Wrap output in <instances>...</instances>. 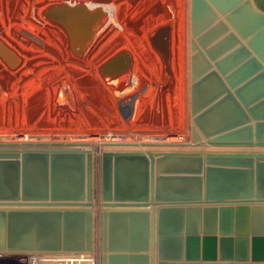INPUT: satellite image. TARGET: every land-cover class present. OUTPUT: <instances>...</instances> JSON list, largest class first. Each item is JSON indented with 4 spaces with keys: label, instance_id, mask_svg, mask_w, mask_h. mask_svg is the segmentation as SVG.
Instances as JSON below:
<instances>
[{
    "label": "water",
    "instance_id": "1",
    "mask_svg": "<svg viewBox=\"0 0 264 264\" xmlns=\"http://www.w3.org/2000/svg\"><path fill=\"white\" fill-rule=\"evenodd\" d=\"M189 32L187 145L264 147V0H189ZM56 144L0 142V252L264 264V150H103L96 167Z\"/></svg>",
    "mask_w": 264,
    "mask_h": 264
},
{
    "label": "rangeland",
    "instance_id": "2",
    "mask_svg": "<svg viewBox=\"0 0 264 264\" xmlns=\"http://www.w3.org/2000/svg\"><path fill=\"white\" fill-rule=\"evenodd\" d=\"M66 1H67V3H66ZM103 1L101 0V2H100V0H69V1L68 0H64V1L63 0H0V28H1L0 39L3 38L0 41V47H3V49H7V50L10 49L9 52L15 53L13 55H19L20 56L18 58H21V56L23 57L24 56L23 54H27V55L30 54L28 56H25L27 59L26 62L28 61L26 64L28 70H27V68L25 70V67L22 66L23 63L21 66H19V64H17L15 66V70L10 71V72H5L0 68V138H2V139H0V142L21 141V140H24V138L29 139L30 137H34V136L35 137H37V136L38 137H42V136L44 137L45 136L46 138L57 139V140L59 137L60 138L64 137V139H69V140H77V139L82 140V138L83 139L86 138V140L88 139V141H95V140H97V138L98 139L101 138V136L105 137V135L106 136L109 135V133H120V132H122L127 138L129 137L131 140H138V138L139 139L141 138L140 140L151 141L153 138V140L156 139L157 141H159V140H166V138H167L168 140L175 141V142L176 141L181 142L183 140L184 141H186V140L190 141V132H189L190 116L188 113V89H189V83L188 82H189V80H188V75H186L185 77L183 76L184 68L182 70V66L178 63V59H179L178 47H180L179 46L180 45L179 39H181V36H182L181 25L184 23L186 25V29H188L187 24L189 22V18H188L189 15H187L188 17L186 16L184 19L182 17L183 16L182 11H183V6L186 5L185 6V9H186L185 13H187V11H188L187 7H188L189 0H113V1L112 0H108V1L103 0ZM183 1H184V3H183ZM186 1H187V3H186ZM60 2H62L63 4ZM158 3H159V5H158ZM65 4H67V5H65ZM77 5L78 6L81 5L82 7H78ZM40 6H41V8H40ZM42 6L46 7V10ZM60 6H61V8H60ZM119 6H120V8H119ZM62 7L63 8L74 7L76 9L82 8L84 10L89 11L88 13L85 11V13H86L85 16H84V14L79 16L82 19L83 24L86 25V27H85L86 28L85 29L86 30V34H85L86 39L83 40L81 46L77 47L74 45V42H72V41H74L75 38L73 36L67 37L68 39H70L69 41L72 42L71 44L73 45V48L75 47L74 50H72L73 48L70 47V44L68 45L69 46L68 52L69 53L71 52L72 55L69 54V56H67L68 52L63 50V48L60 46V43L55 45L57 47V49L55 48L56 52H58L59 55L56 52H50L51 50H48V49H47V51H49L50 53L48 52L45 55V53L43 54L42 51H40L41 49L39 50L38 48H36L31 43H24V42H27V39H26V36L22 32V30H23L22 26H24L25 29H30V31H32V32L34 31L33 33H35L36 36L46 37L48 39H55V40L59 39L61 36L60 31L58 32V30L55 29L54 32H51L49 30V29H51L50 25L48 24V22L50 23L51 21H49V20L47 21L44 16L45 15L50 16V15H48L49 12L51 14L54 13V14H52L53 16H57L59 14L58 10L61 11V9H63ZM21 9H22V11H21ZM38 11H39V13H38ZM94 12L95 13L97 12V14H95ZM73 13L76 14L75 12H73ZM187 14H189V13H187ZM89 15H91L90 16L91 21L87 22L86 17H88ZM22 16L23 17L25 16V17L23 18ZM40 16L42 19H40ZM94 17H95V19L97 17V19L96 20L92 19ZM19 19H20V21H19ZM93 20L95 21L94 23L92 22ZM114 20L117 22L115 23ZM33 21H35V22H33ZM15 22L18 25L15 24ZM41 23L43 26L41 25ZM112 23H113V25H111ZM39 24L41 25V27ZM116 24L118 26H115ZM46 25H49V26H46ZM7 28H8V30H7ZM90 28L92 31L90 30ZM12 29H14V32L13 31L10 32V30H12ZM143 29L145 31H143ZM7 31L10 33H12V32L13 33L10 35V33H8ZM161 31H163L167 35L166 46H165V50L163 53H162L163 50L161 48V44L159 45V41L161 40V36H160ZM15 32H16V34H14ZM87 32H89L90 34ZM92 32H94V33H92ZM20 33H21V35H20ZM186 33H187L186 34L187 37L190 36L189 35L190 34L189 29H188V31H186ZM93 34H94V36H92ZM102 36H103V38H102ZM149 38H151V39H149ZM129 40H131V41H129ZM145 40H147V41H145ZM12 41L15 43H13ZM130 42L133 44H131ZM152 42H154L155 45ZM150 43H151V45H150ZM175 44L176 45L178 44V45L176 46ZM7 45H10L11 47L7 46ZM88 45H89V47H88ZM98 45H99V47L100 46H102V47L99 48ZM152 45H153V47H152ZM15 48L17 51H14ZM24 49L26 50V52ZM148 49H149V51H148ZM175 49H176V51H175ZM134 50H137V51H134ZM183 51H184L185 57L187 59L186 55H188V54L186 53L185 47H184ZM121 52L124 53V56H126V54H127L126 65H128V67H129L127 70H123L121 68V63H120L121 60L117 58L118 54ZM32 54H33V56H32ZM53 54L55 55V57ZM79 54H80V56H79ZM159 54H161V55H159ZM1 55H0V57H3V54H1ZM175 55H177L178 57ZM160 56H161V58H160ZM25 57H24V59H25ZM175 57H177V59ZM71 58H72L73 62L75 63L73 65L71 64L72 63L70 60ZM83 58H85V59H83ZM140 58H141V60H140ZM158 58H159V60H158ZM63 59H65V60H63ZM66 60H68V63H69L68 65L64 64V63H66L65 62ZM21 61H23V60H21ZM57 61H58V63H57ZM142 61H143V63H142ZM174 61H175V63H174ZM147 64H149V65L146 68ZM155 67H156V69H155ZM87 69H89V70H87ZM137 69H138V72H136ZM151 69H153V71ZM160 69H161V71H160ZM31 70H32V72H31ZM172 70H174V71L172 72ZM166 71H167L168 75H166L167 74ZM139 72H141L140 73L141 75L138 74ZM144 74H146V75H144ZM158 74H161V75L163 74V75L161 77V75H158ZM35 76H36V78H35ZM85 76L89 79H87ZM130 76L132 79L130 78ZM140 76L142 77V79L140 78ZM147 76H148V78H147ZM164 76H165V78H164ZM143 77H144V79H143ZM59 78H60V80H59ZM74 78H76V79H74ZM94 78H96L97 81ZM170 78L172 79V81ZM173 78H174V80H173ZM185 78H187V79L185 80ZM4 81H6V82H4ZM32 81H33V84L31 83ZM72 81L77 82V83L74 84ZM130 81H131V83H130ZM163 81H164V83H163ZM88 82H90V83L88 84ZM127 82L129 84H127ZM143 82H144V84H143ZM156 82H158L159 84H157ZM5 83H7V84H5ZM24 83H26V84H24ZM10 84H11V86H10ZM30 84H32V85H30ZM85 84H86V86H85ZM168 84H170V85H168ZM80 85L81 86L83 85V87H80ZM152 85H154L155 87ZM172 85H174V86H172ZM93 87H94V89H93ZM95 87H97V88H95ZM96 89H97V91H96ZM79 90H80V92H79ZM84 90H86V91H84ZM154 90H156V91H154ZM23 91H24L25 95H23L24 94ZM105 91H107V92H105ZM153 91L155 92V94ZM101 93H102V95H104V97L101 95ZM150 94H151V97H150ZM184 94H185V96H184ZM42 95H44V96L46 95L47 97L46 96L44 97ZM67 95H69V96H67ZM80 95H81V97H80ZM108 95H109V97H108ZM154 97H156L155 100H154ZM45 98L46 99L48 98V99L46 100ZM84 98H85V100H84ZM157 98H158V101H157ZM175 98H178V99H175ZM97 99L99 101H97ZM101 99H102V101H101ZM110 99L112 100V102ZM146 99H148V100H146ZM51 100H53V101H51ZM41 101H42V103H41ZM147 102H150V103L148 104ZM23 104H25V105H23ZM146 104L150 107H148ZM184 104L186 107L184 106ZM76 107H78V108H76ZM106 107L108 108V110H106L107 109ZM37 108H39V109H37ZM103 108H105V109H103ZM82 110H84V111H82ZM85 110H86V112H85ZM148 110L149 111L151 110V112H153V113H149ZM107 111H110V112H107ZM44 112L45 113L47 112V113L45 114ZM81 113H83V114H81ZM84 113H86V114H84ZM103 114L104 115L106 114V116H108V117L104 116ZM69 115H70V117H69ZM80 115H82V116H80ZM151 115H152V117H151ZM182 115H184V116H182ZM97 116H99V117H97ZM131 117H132V119H131ZM166 117H168V118H166ZM106 118H108V119H106ZM132 120L134 123L132 122ZM149 120H150V122H149ZM173 120H174V122H173ZM130 123H132V124H130ZM121 124H123V125L121 126ZM161 124H164V125H161ZM185 124H186V126H185ZM71 132H73V133H71ZM68 133H70L71 135ZM66 136H68V137H66ZM160 138H162V139H160ZM145 139H147V140H145ZM118 141H120V140L118 139Z\"/></svg>",
    "mask_w": 264,
    "mask_h": 264
},
{
    "label": "bare ground",
    "instance_id": "3",
    "mask_svg": "<svg viewBox=\"0 0 264 264\" xmlns=\"http://www.w3.org/2000/svg\"><path fill=\"white\" fill-rule=\"evenodd\" d=\"M64 1V0H63ZM69 1V0H68ZM103 1V0H102ZM106 1V0H105ZM108 1V0H107ZM113 1V0H112ZM100 2H101V0H100ZM99 2V3H100ZM104 2V1H103ZM123 2V1H122ZM169 2V1H168ZM6 3V2H5ZM50 3V2H49ZM59 3V2H58ZM60 3H62V2H60ZM66 3H67V1H66ZM76 3V2H75ZM96 3V2H95ZM109 3V2H108ZM111 3V2H110ZM183 3H184V1H183ZM186 3H187V1H186ZM63 4V3H62ZM106 4V3H105ZM162 4V3H161ZM26 5V4H25ZM65 5H67V4H65ZM89 5V4H88ZM118 5V4H117ZM158 5H159V3H158ZM29 6V5H28ZM48 6V5H47ZM55 6V5H54ZM74 6V5H73ZM78 6V5H77ZM98 6V5H97ZM106 6V5H105ZM161 6V5H160ZM186 6V5H185ZM185 6H183V11H182V17L185 19V17L187 16V15H189V14H187V13H189L188 11H189V3H188V7H187V9H188V11H187V13H185ZM43 7V6H42ZM50 7V6H49ZM78 7H82L81 5H79ZM108 7V6H107ZM170 7V6H169ZM39 8V7H38ZM40 8H41V6H40ZM43 8H45V10H46V7H43ZM60 8H61V6H60ZM63 8V7H62ZM91 8V7H90ZM109 8V7H108ZM112 8V7H111ZM114 8V7H113ZM119 8H120V6H119ZM19 9V8H18ZM64 9V10H63ZM63 9H61V11L60 10H58V12H59V14L57 15V16H53L52 14H54V13H50L49 12V14L48 15H50V16H44L45 18H46V20L48 21H51L50 23L48 22V24L50 25V28L51 29H49L51 32H54L55 31V29L56 30H58V32L60 31V33H61V36H60V38L59 39H57V40H55V39H48V38H46V37H41V36H36V34L35 33H33L32 31H30V29H25L24 28V26H22L23 27V30H22V32H23V34L26 36V39H27V42H24V43H31L32 45H34L36 48H38L40 51H42V53L44 54L45 53V55L49 52V51H47V49L48 50H51L50 52H56V49H57V47L55 46V45H57V44H59L60 43V46L63 48V50H65V51H67L68 52V50H69V44H70V47L71 48H73V45L71 44L72 42H74V45L75 46H77V47H80L81 46V44H82V40H84V39H86V36H85V34H86V25H84L83 24V21H82V19L79 17L78 19V24L82 27V37H83V39L81 38V37H79L78 35L79 34H77L78 32H80V30L79 29H77V30H75L74 29V26H73V23L71 22V20H70V18H69V15H68V13L69 12H75V13H77V14H79L80 12H83V10L84 9H82V8H74V7H72V8H63ZM93 9V8H92ZM125 9V8H124ZM137 9V8H136ZM37 10V9H36ZM44 10V9H43ZM123 10V9H122ZM15 11V10H14ZM21 11H22V9H21ZM85 11L88 13L89 11L88 10H84V14H85ZM113 11V10H112ZM120 11V10H119ZM34 12V11H33ZM22 13V12H21ZM38 13H39V11H38ZM44 13V12H43ZM95 13V12H94ZM93 13V14H94ZM107 13V12H106ZM117 13V12H116ZM163 13V12H162ZM178 13V12H177ZM18 14V13H17ZM95 14H97V12L95 13ZM94 14V15H95ZM99 14V13H98ZM133 14V13H132ZM156 14V13H155ZM6 15V14H5ZM22 15V14H21ZM41 15V14H40ZM107 15V14H106ZM120 15V14H119ZM153 15V14H152ZM36 16V15H35ZM42 16V15H41ZM41 16H40V19H42L41 18ZM91 16V15H90ZM96 16V15H95ZM109 16V15H108ZM114 16V15H113ZM162 16V15H161ZM23 17V16H22ZM25 17V16H24ZM23 17V18H24ZM93 17V16H92ZM100 17V16H99ZM110 17V16H109ZM128 17V16H127ZM188 17V16H187ZM36 18V17H35ZM164 18V17H163ZM189 18V17H188ZM22 19V18H21ZM44 19V18H43ZM94 19H95V17H94ZM96 19H97V17H96ZM95 19V20H96ZM152 19V18H151ZM179 19V18H178ZM3 20V19H2ZM17 20V19H16ZM117 20V19H116ZM173 20V19H172ZM177 20V19H176ZM8 21V20H7ZM19 21H20V19H19ZM22 21V20H21ZM29 21V20H28ZM57 21V22H56ZM82 21V22H81ZM115 21V20H114ZM25 22V21H24ZM33 22H35V21H33ZM95 21H93V23H94ZM100 22V21H99ZM117 21H115V23H116ZM175 22V21H174ZM173 22V23H174ZM186 22V21H185ZM11 23V22H10ZM27 23V22H26ZM44 23V22H43ZM114 23V24H115ZM130 23V22H129ZM15 24H17L16 22H15ZM20 24V23H19ZM28 24V23H27ZM46 24V23H45ZM125 24V23H124ZM178 24V23H177ZM2 25V24H1ZM14 25V24H13ZM18 25V24H17ZM40 25V24H39ZM41 25H42V23H41ZM41 25H40V27H41ZM49 25H46V26H49ZM111 25H113V23L111 24ZM110 25V26H111ZM144 25V24H143ZM4 26V25H3ZM2 26V27H3ZM11 26V25H10ZM20 26V25H19ZM43 26V25H42ZM102 26V25H101ZM106 26V25H105ZM115 26H118L117 24L115 25ZM15 27V26H14ZM17 27V26H16ZM21 27V28H22ZM31 27V26H30ZM96 27V26H95ZM125 27V26H124ZM181 27H182V36H181V39H179L180 40V47H178V51H179V54H178V56H179V59H178V63L182 66V70H183V68H184V73H183V76L185 77L186 75H188V66H189V58H190V36H188L187 37V33H186V31H188V29H189V22H188V24H187V28L188 29H186V25L183 23L182 25H181ZM5 28V27H4ZM49 28V27H48ZM98 28V27H97ZM105 28V27H104ZM118 28V27H117ZM120 28V27H119ZM15 29V28H14ZM14 29H12V30H10V32L11 31H13L14 32ZM17 29V28H16ZM20 29V28H19ZM44 29V28H43ZM0 30H1V28H0ZM7 30H8V28H7ZM34 30V29H33ZM45 30V29H44ZM90 30H91V28H90ZM119 30V29H118ZM122 30V29H121ZM6 31V30H5ZM88 31V30H87ZM92 31V30H91ZM143 31H145L144 29H143ZM170 31V30H169ZM180 31V30H179ZM8 32V31H7ZM10 32H8V33H10ZM12 32V33H13ZM49 32V31H48ZM57 32V31H56ZM90 32V31H89ZM89 32H87V33H89ZM113 32V31H112ZM12 33H10V35L12 34ZM59 33V34H60ZM92 33H94V32H92ZM105 33V32H104ZM171 33V32H170ZM14 34H16V32L14 33ZM39 34V33H38ZM47 34V33H46ZM55 34V33H54ZM53 34V35H54ZM90 34V33H89ZM142 34V33H141ZM146 34V33H145ZM172 34V33H171ZM9 35V36H10ZM19 35V34H18ZM20 35H21V33H20ZM52 35V34H51ZM178 35V34H177ZM184 35V36H183ZM190 35V34H189ZM5 36V35H4ZM71 36H73L75 39H74V41H69L70 39H68L67 37H71ZM90 36V35H89ZM92 36H94V34L92 35ZM132 36V35H131ZM175 36V35H174ZM8 37V36H7ZM11 37V36H10ZM53 37V36H52ZM59 37V36H58ZM79 37V38H78ZM91 37V36H90ZM96 37V36H95ZM143 37V36H142ZM2 38V37H1ZM55 38V37H54ZM57 38V37H56ZM101 38V37H100ZM99 38V39H100ZM102 38H103V36H102ZM131 38V37H130ZM162 38V37H161ZM3 39V38H2ZM2 39H0V41L2 40ZM73 39V38H72ZM149 39H151V38H149ZM148 39V40H149ZM5 40V39H4ZM11 40V39H10ZM91 40V39H90ZM94 40V39H93ZM102 40V39H101ZM170 40V39H169ZM177 40V39H176ZM97 41V40H96ZM95 41V42H96ZM100 41V40H99ZM129 41H131V40H129ZM145 41H147V40H145ZM150 41V40H149ZM148 41V42H149ZM153 41V40H152ZM178 41V40H177ZM13 42V41H12ZM92 42V41H91ZM98 42V41H97ZM96 42V43H97ZM13 43H15V42H13ZM19 43V42H18ZM131 43V42H130ZM146 43V42H145ZM152 43H154V42H152ZM164 39H161L160 41H159V45L161 44V48H162V53L164 52V50H165V48H164ZM5 44V43H4ZM93 44V43H92ZM98 44V43H97ZM131 44H133V43H131ZM141 44V43H140ZM149 44V43H148ZM3 45V44H2ZM72 45V46H71ZM96 45V44H95ZM129 45V44H128ZM150 45H151V43H150ZM154 45H155V43H154ZM176 45V44H175ZM178 45V44H177ZM176 45V46H177ZM5 46V45H4ZM7 46H10V45H7ZM25 46V45H24ZM23 46V47H24ZM59 46V47H60ZM146 46V45H145ZM170 46V45H169ZM11 47V46H10ZM19 47V46H18ZM22 47V48H23ZM83 47V46H82ZM88 47H89V45H88ZM93 47V46H92ZM98 47H99V45H98ZM100 47H102V46H100ZM99 47V48H100ZM152 47H153V45H152ZM184 47H185V50H186V53L189 55H186L187 56V59H186V57H185V53H184ZM13 48V47H12ZM21 48V47H20ZM31 48V47H30ZM56 48V49H55ZM75 48V47H74ZM74 48L72 49V50H74ZM181 48V49H180ZM136 49V48H135ZM150 49V48H149ZM149 49H148V51H149ZM155 49V48H154ZM9 50L10 49H3V47H0V53L1 54H3V57H0V68L3 70V71H5V72H10V71H14L15 70V66L17 65V64H19V66H21L22 65V63H23V65L22 66H24L25 67V70H26V68H27V62H26V57L25 56H28V55H30V54H23L24 56L22 57L21 56V58H18V57H20L19 55H13V54H15V53H11V52H9ZM22 50V49H21ZM25 50V49H24ZM96 50V49H95ZM99 50V49H98ZM112 50V49H111ZM138 50V49H137ZM137 50H134V51H137ZM14 51H17L16 50V48H15V50ZM23 51V50H22ZM21 51V52H22ZM58 51V50H57ZM71 51V50H70ZM92 51V50H91ZM175 51H176V49H175ZM188 51V52H187ZM25 52H26V50H25ZM49 52V53H50ZM85 52V51H84ZM90 52V51H89ZM96 52V51H95ZM94 52V53H95ZM181 52V53H180ZM17 53V52H16ZM36 53V52H35ZM34 53V54H35ZM56 53H58V52H56ZM134 53V52H133ZM140 53V52H139ZM178 53V52H177ZM0 54V55H1ZM19 54V53H18ZM41 54V53H40ZM52 54V53H51ZM69 54H71V52L69 53L68 52V55L67 56H69ZM77 54V53H76ZM92 54V53H91ZM138 54V53H137ZM39 55V54H38ZM54 55V54H53ZM58 55H59V53H58ZM72 55V54H71ZM157 55V54H156ZM159 55H161V54H159ZM2 56V55H1ZM32 56H33V54H32ZM31 56V57H32ZM42 56V55H41ZM66 56V55H65ZM79 56H80V54H79ZM92 56V55H91ZM175 56H177V55H175ZM177 56V57H178ZM24 57H25V59H24ZM39 57V56H38ZM37 57V58H38ZM54 57H55V55H54ZM57 57V56H56ZM142 57V56H141ZM156 57V56H155ZM158 57V56H157ZM177 57H175L176 59H177ZM53 58V57H52ZM86 58V57H85ZM85 58H83V59H85ZM90 58V57H89ZM118 59H120L121 61H120V63H121V68L123 69V70H127L129 67H128V65H126V62H127V54H126V56H124V53L123 52H121V53H119L118 54V57H117ZM160 58H161V56H160ZM31 59V58H30ZM55 59V58H54ZM163 59V58H162ZM21 60H23V61H21ZM29 60V59H28ZM63 60H65V59H63ZM71 60V64L73 65V64H75L74 62H73V60H72V58L70 59ZM140 60H141V58H140ZM158 60H159V58H158ZM61 61V60H60ZM89 61V60H88ZM98 61V60H97ZM168 61V60H167ZM172 61V60H171ZM176 61V60H175ZM175 61H174V63H175ZM26 62V63H25ZM39 62V61H38ZM37 62V63H38ZM56 62V61H55ZM66 63H64V64H69L68 63V60H66L65 61ZM77 62V61H76ZM82 62V61H81ZM165 62V61H164ZM57 63H58V61H57ZM63 63V62H62ZM142 63H143V61H142ZM146 63V62H145ZM144 63V64H145ZM153 63V62H152ZM160 63V62H159ZM163 63V62H162ZM88 64V63H87ZM143 64V65H144ZM165 64V63H164ZM168 64V63H167ZM82 65V64H81ZM142 65V66H143ZM148 65L149 64H147L146 65V68L148 67ZM154 65V64H153ZM161 65V64H160ZM29 66V65H28ZM49 66V65H48ZM57 66V65H56ZM60 66V65H59ZM83 66V65H82ZM159 66V65H158ZM164 66V65H163ZM168 66V65H167ZM38 67V66H37ZM58 67V66H57ZM56 67V68H57ZM80 67V66H79ZM89 67V66H88ZM169 67V66H168ZM81 68V67H80ZM86 68V67H85ZM84 68V69H85ZM143 68V67H142ZM150 68V67H149ZM160 68V67H159ZM166 68V67H165ZM172 68V67H171ZM155 69H156V67H155ZM163 69V68H162ZM170 69V68H169ZM168 69V70H169ZM27 70H28V68H27ZM30 70V69H29ZM87 70H89V69H87ZM140 70V69H139ZM148 70V69H147ZM146 70V71H147ZM150 70V69H149ZM152 71H153V69H151ZM159 70V69H158ZM167 70V69H166ZM86 71V70H85ZM145 71V72H146ZM160 71H161V69H160ZM159 71V72H160ZM174 70H172V72H173ZM26 72V71H25ZM31 72H32V70H31ZM89 72V71H88ZM87 72V73H88ZM133 72V71H132ZM136 72H138V69H137V71ZM143 72V71H142ZM24 73V72H23ZM141 72H139L138 74H140ZM144 73V72H143ZM162 73V72H161ZM166 73H167V71H166ZM180 73V72H179ZM178 73V74H179ZM34 74V73H33ZM85 74V73H84ZM90 74V73H89ZM148 74V73H147ZM152 74V73H151ZM173 74V73H172ZM38 75V74H37ZM141 75V74H140ZM144 75H146V74H144ZM157 75V74H156ZM155 75V76H156ZM158 75H161V74H158ZM163 75V74H162ZM162 75H161V77H162ZM166 75H168V73L166 74ZM47 76V75H46ZM65 76V75H64ZM77 76V75H76ZM137 76V75H136ZM143 76V75H142ZM10 77V76H9ZM75 77V76H74ZM83 77V76H82ZM86 77V76H85ZM91 77V76H90ZM160 77V76H159ZM160 77V78H161ZM178 77V76H177ZM32 78V77H31ZM35 78H36V76H35ZM87 78V77H86ZM92 78V77H91ZM130 78H131V76H130ZM140 78L142 79V77L140 76ZM147 78H148V76H147ZM164 78H165V76H164ZM167 78V77H166ZM17 79V78H16ZM74 79H76V78H74ZM84 79V78H83ZM87 79H89V78H87ZM86 79V80H87ZM94 79H96V78H94ZM132 79V78H131ZM138 79V78H137ZM140 79V80H141ZM143 79H144V77H143ZM171 79V78H170ZM187 78H185V80H186ZM59 80H60V78H59ZM85 80V79H84ZM146 80V79H145ZM173 80H174V78H173ZM179 80V79H178ZM39 81V80H38ZM74 81V80H73ZM72 81V82H73ZM89 81V80H88ZM91 81V80H90ZM93 81V80H92ZM96 81H97V79H96ZM132 81V80H131ZM131 81H130V83H131ZM157 81V80H156ZM171 81H172V79H171ZM4 82H6V81H4ZM13 82V81H12ZM16 82V81H15ZM35 82V81H34ZM63 82V81H62ZM65 82V81H64ZM174 82V81H173ZM183 82V81H182ZM14 83V82H13ZM32 84H33V81L31 82ZM38 83V82H37ZM74 84H76L77 82H73ZM86 83V82H85ZM90 82H88V84H89ZM157 84H159L158 82H156ZM163 83H164V81H163ZM189 83V82H188ZM5 84H7V83H5ZM24 84H26V83H24ZM32 84H30V85H32ZM82 84V83H81ZM93 84V83H92ZM100 84V83H99ZM127 84H129L128 82H127ZM143 84H144V82H143ZM156 84V85H157ZM167 84V83H166ZM173 84V83H172ZM178 84V83H177ZM60 85V84H59ZM168 85H170V84H168ZM10 86H11V84H10ZM20 86V85H19ZM78 86V85H77ZM85 86H86V84H85ZM84 86V87H85ZM96 86V85H95ZM99 86V85H98ZM151 86V85H150ZM152 86H154V85H152ZM167 86V85H166ZM172 86H174V85H172ZM176 86V85H175ZM47 87V86H46ZM45 87V88H46ZM58 87V86H57ZM79 87V86H78ZM80 87H83V85L81 86L80 85ZM100 87V86H99ZM102 87V86H101ZM155 87V86H154ZM170 87V86H169ZM178 87V86H177ZM176 87V88H177ZM10 88V87H9ZM76 88V87H75ZM95 88H97V87H95ZM150 88V87H149ZM174 88V87H173ZM26 89V88H25ZM51 89V88H50ZM69 89V88H68ZM77 89V88H76ZM93 89H94V87H93ZM155 89V88H154ZM178 89V88H177ZM14 90V89H13ZM22 90V89H21ZM24 90V89H23ZM157 90V89H156ZM156 90H154V91H156ZM20 91V90H19ZM78 91V90H77ZM84 91H86V90H84ZM96 91H97V89H96ZM153 91V92H154ZM47 92V91H46ZM79 92H80V90H79ZM94 92V91H93ZM105 92H107V91H105ZM137 92V91H136ZM162 92V91H161ZM174 92V91H173ZM187 92V91H186ZM23 93H24V91H23ZM43 93V92H42ZM98 93V92H97ZM157 93V92H156ZM185 93V92H184ZM48 94V93H47ZM79 94V93H78ZM77 94V95H78ZM84 94V93H83ZM90 94V93H89ZM154 94H155V92H154ZM158 94V93H157ZM161 94V93H160ZM174 94V93H173ZM177 94V93H176ZM6 95V94H5ZM23 95H25V93L23 94ZM56 95V94H55ZM85 95V94H84ZM93 95V94H92ZM96 95V94H95ZM101 95H102V93H101ZM153 95V94H152ZM42 96H44V95H42ZM46 96V95H45ZM44 96V97H45ZM63 96V95H62ZM67 96H69V95H67ZM86 96V95H85ZM84 96V97H85ZM98 96V95H97ZM103 97H104V95H102ZM160 96V95H159ZM166 96V95H165ZM164 96V97H165ZM184 96H185V94H184ZM47 97V96H46ZM51 97V96H50ZM79 97V96H78ZM80 97H81V95H80ZM83 97V96H82ZM106 97V96H105ZM108 97H109V95H108ZM127 97V96H126ZM125 97V98H126ZM150 97H151V94H150ZM149 97V98H150ZM158 97V96H157ZM162 97V96H161ZM176 97V96H175ZM12 98V97H11ZM148 98V99H149ZM160 98V97H159ZM46 99V98H45ZM48 99V98H47ZM46 99V100H47ZM56 99V98H55ZM54 99V100H55ZM59 99V98H58ZM148 99H146V100H148ZM156 99V97H154V100ZM167 99V98H166ZM175 99H178V98H175ZM186 99V98H185ZM26 100V99H25ZM57 100V99H56ZM84 100H85V98H84ZM111 100V99H110ZM109 100V101H110ZM137 100V99H136ZM161 100V99H160ZM172 100V99H171ZM51 101H53V100H51ZM95 101V100H94ZM97 101H99L98 99H97ZM101 101H102V99H101ZM104 101V100H103ZM108 101V102H109ZM157 101H158V98H157ZM163 101V100H162ZM177 101V100H176ZM26 102V101H25ZM59 102V101H58ZM107 102V103H108ZM111 102H112V100H111ZM153 102V101H152ZM151 102V103H152ZM155 102V101H154ZM172 102V101H171ZM41 103H42V101H41ZM47 103V102H46ZM61 103V102H60ZM99 103V102H98ZM148 104L150 103V102H147ZM157 103V102H156ZM160 103V102H159ZM26 104V103H25ZM25 104H23V105H25ZM49 104V103H48ZM55 104V103H54ZM62 104V103H61ZM85 104V103H84ZM113 104V103H112ZM177 104V103H176ZM10 105V104H9ZM22 105V106H23ZM33 105V104H32ZM38 105V104H37ZM60 105V104H59ZM73 105V104H72ZM80 105V104H79ZM95 105V104H94ZM99 105V104H98ZM101 105V104H100ZM103 105V104H102ZM105 105V104H104ZM108 105V104H107ZM110 105V104H109ZM114 105V104H113ZM120 105V104H119ZM147 105V104H146ZM145 105V106H146ZM154 105V104H153ZM152 105V106H153ZM183 105V104H182ZM34 106V105H33ZM48 106V105H47ZM63 106V105H62ZM96 106V105H95ZM136 106V105H135ZM148 106V105H147ZM184 106H185V104H184ZM54 107V106H53ZM52 107V108H53ZM89 107V106H88ZM105 107V106H104ZM114 107V106H113ZM148 107H150V106H148ZM175 107V106H174ZM186 107V106H185ZM51 108V109H52ZM73 108V107H72ZM71 108V109H72ZM76 108H78V107H76ZM98 108V107H97ZM102 108V107H101ZM107 108V107H106ZM153 108V107H152ZM177 108V107H176ZM24 109V108H23ZM36 109V108H35ZM37 109H39V108H37ZM48 109V108H47ZM59 109V108H58ZM67 109V108H66ZM74 109V108H73ZM82 109V108H81ZM103 109H105V108H103ZM143 109V108H142ZM151 109V108H150ZM167 109V108H166ZM165 109V110H166ZM187 109V108H186ZM2 110V109H1ZM33 110V109H32ZM106 110H108V108L106 109ZM111 110V109H110ZM185 110V109H184ZM17 111V110H16ZM29 111V110H28ZM37 111V110H36ZM58 111V110H57ZM70 111V110H69ZM82 111H84V110H82ZM100 111V110H99ZM142 111V110H141ZM140 111V112H141ZM149 111V110H148ZM159 111V110H158ZM167 111V110H166ZM169 111V110H168ZM59 112V111H58ZM75 112V111H74ZM85 112H86V110H85ZM107 112H110V111H107ZM116 112V111H115ZM163 112V111H162ZM23 113V112H22ZM45 113V112H44ZM47 113V112H46ZM45 113V114H46ZM79 113V112H78ZM137 113V112H136ZM139 113V112H138ZM149 113H153V112H151V110L149 111ZM155 113V112H154ZM63 114V113H62ZM81 114H83V113H81ZM84 114H86V113H84ZM88 114V113H87ZM175 114V113H174ZM179 114V113H178ZM72 115V114H71ZM104 115V114H103ZM149 115V114H148ZM147 115V116H148ZM162 115V114H161ZM165 115V114H164ZM41 116V115H40ZM65 116V115H64ZM80 116H82V115H80ZM104 116H106V114L104 115ZM115 116V115H114ZM139 116V115H138ZM160 116V115H159ZM182 116H184V115H182ZM69 117H70V115H69ZM77 117V116H76ZM97 117H99V116H97ZM106 117H108V116H106ZM151 117H152V115H151ZM157 117V116H156ZM187 117V116H186ZM34 118V117H33ZM58 118V117H57ZM72 118V117H71ZM74 118V117H73ZM113 118V117H112ZM120 118V117H119ZM148 118V117H147ZM158 118V117H157ZM166 118H168V117H166ZM171 118V117H170ZM169 118V119H170ZM185 118V117H184ZM20 119V118H19ZM77 119V118H76ZM106 119H108V118H106ZM130 119V118H129ZM131 119H132V117H131ZM130 119V120H131ZM150 119V118H149ZM183 119V118H182ZM186 119V118H185ZM113 120V119H112ZM115 120V119H114ZM117 120V119H116ZM148 120V119H147ZM164 120V119H163ZM2 121V120H1ZM30 121V120H29ZM37 121V120H36ZM123 121V120H122ZM156 121V120H155ZM171 121V120H170ZM52 122V121H51ZM99 122V121H98ZM132 122H133V120H132ZM139 122V121H138ZM149 122H150V120H149ZM157 122V121H156ZM173 122H174V120H173ZM186 122V121H185ZM27 123V122H26ZM57 123V122H56ZM66 123V122H65ZM134 123V122H133ZM143 123V122H142ZM158 123V122H157ZM164 123V122H163ZM189 123H191V121L189 122ZM63 124V123H62ZM100 124V123H99ZM130 124H132V123H130ZM123 124H121V126H122ZM138 125V124H137ZM161 125H164V124H161ZM166 125V124H165ZM79 126V125H78ZM81 126V125H80ZM132 126V125H131ZM135 126V125H134ZM171 126V125H170ZM185 126H186V124H185ZM189 126H190V124H189ZM163 127V126H162ZM34 128V127H33ZM84 128V127H83ZM29 129V128H28ZM31 130V129H30ZM17 132V131H16ZM108 132V131H107ZM24 133V132H23ZM71 133H73V132H71ZM80 133V132H79ZM51 134V133H50ZM68 134H70V133H68ZM183 134V133H182ZM188 134V133H187ZM71 135V134H70ZM69 135V136H70ZM81 135V134H80ZM106 136V135H105ZM146 136V135H145ZM66 137H68V136H66ZM100 137V136H99ZM5 138V137H4ZM145 138V137H144ZM147 138V137H146ZM188 138V137H187ZM0 139H2V138H0ZM9 139V138H8ZM23 139V138H22ZM81 139V138H80ZM118 139L120 140V141H118ZM133 139V138H132ZM137 139V138H136ZM141 139V138H140ZM139 138H138V140H131L129 137L127 138L124 134H122L120 137L119 136H116V138H111L109 135L108 136H106V137H104V136H101V138H97V140H95V141H88V139L86 140V138H82V140H69V139H64V137L63 138H58V140L57 139H49V138H46L45 136L43 137H30L29 139L28 138H24V140H21V141H11V142H18V143H32V144H35V143H40V144H44V145H52V144H56V143H58V144H56L57 146H61V145H64V144H67V143H76V145L78 146V147H82V148H85V149H91V152L93 153V156H95V162H96V167H98V165H99V155H100V153L103 151V150H131V149H139V150H142V151H166V150H202V151H207V150H211V151H213V150H229V149H236V150H264V147H236V148H230V147H217V146H211V145H196V146H192V145H187L188 143H189V141H171V140H168L167 138H166V140H159V141H157L156 139V141L155 140H153V138H152V140L151 141H144V140H140ZM160 139H162V138H160ZM165 139V138H164ZM183 139V138H182ZM145 140H147V139H145ZM155 141V142H154ZM1 143H4V142H1ZM176 143H182V144H184V145H182V144H180V145H176ZM97 169V168H96ZM96 173H97V176H98V169L96 170ZM99 207H100V204H99V200H98V197H97V199H96V206H95V208H96V210L98 211V209H99ZM97 232H98V227H97ZM96 244H98V242H97V240H96Z\"/></svg>",
    "mask_w": 264,
    "mask_h": 264
},
{
    "label": "built area",
    "instance_id": "4",
    "mask_svg": "<svg viewBox=\"0 0 264 264\" xmlns=\"http://www.w3.org/2000/svg\"><path fill=\"white\" fill-rule=\"evenodd\" d=\"M122 134V132L109 133V136L116 138ZM99 253L97 246L89 252L5 251L0 252V264H100Z\"/></svg>",
    "mask_w": 264,
    "mask_h": 264
}]
</instances>
